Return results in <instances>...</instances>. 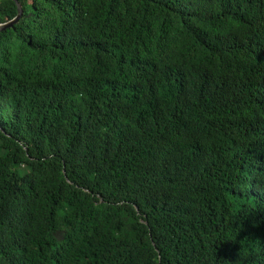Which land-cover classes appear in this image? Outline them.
Wrapping results in <instances>:
<instances>
[{"label":"trees","instance_id":"1","mask_svg":"<svg viewBox=\"0 0 264 264\" xmlns=\"http://www.w3.org/2000/svg\"><path fill=\"white\" fill-rule=\"evenodd\" d=\"M18 2L0 264H264V0Z\"/></svg>","mask_w":264,"mask_h":264},{"label":"water","instance_id":"2","mask_svg":"<svg viewBox=\"0 0 264 264\" xmlns=\"http://www.w3.org/2000/svg\"><path fill=\"white\" fill-rule=\"evenodd\" d=\"M14 1L16 2L17 6H18L19 14H18V16L14 20H12V21H10L8 23H5V24L0 25V32L1 31H4L6 29H9V28L14 27V25L17 24L20 21V19L22 18V15H23V7L18 2V0H14Z\"/></svg>","mask_w":264,"mask_h":264},{"label":"bare ground","instance_id":"3","mask_svg":"<svg viewBox=\"0 0 264 264\" xmlns=\"http://www.w3.org/2000/svg\"><path fill=\"white\" fill-rule=\"evenodd\" d=\"M226 32V31H225ZM235 60V59H234Z\"/></svg>","mask_w":264,"mask_h":264}]
</instances>
